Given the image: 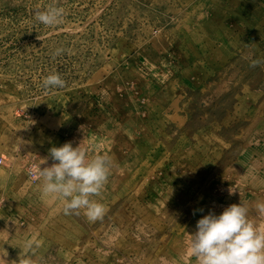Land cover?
<instances>
[{"label":"rangeland","instance_id":"obj_1","mask_svg":"<svg viewBox=\"0 0 264 264\" xmlns=\"http://www.w3.org/2000/svg\"><path fill=\"white\" fill-rule=\"evenodd\" d=\"M68 141L111 157L95 222L27 177ZM2 154L0 264L32 238L34 264H197L209 211L243 201L264 223V0H0Z\"/></svg>","mask_w":264,"mask_h":264},{"label":"clouds","instance_id":"obj_2","mask_svg":"<svg viewBox=\"0 0 264 264\" xmlns=\"http://www.w3.org/2000/svg\"><path fill=\"white\" fill-rule=\"evenodd\" d=\"M64 14L62 7L52 5L34 10L36 20L48 27L61 23ZM64 86L58 73L42 81V87L53 93ZM49 154L54 163L42 167L48 159L44 157L29 170L40 181L41 191L61 199L65 214L82 210L91 222L101 219L107 207L95 197L100 196L110 175L111 157L106 152L89 157L82 142L74 147L72 141L51 147ZM256 210L264 216V203H258ZM196 229L189 234L186 254L195 257L197 264H264V223L250 218L245 202L230 204L219 214L209 211L197 221ZM40 246L36 238L27 240L18 264H34Z\"/></svg>","mask_w":264,"mask_h":264},{"label":"bare ground","instance_id":"obj_3","mask_svg":"<svg viewBox=\"0 0 264 264\" xmlns=\"http://www.w3.org/2000/svg\"><path fill=\"white\" fill-rule=\"evenodd\" d=\"M0 159H1L0 164H3L5 161L8 160L7 157L5 156V154H2L1 157H0ZM35 164H37L36 161L30 160V161H29L28 163H26V165H25V169H26L27 177H28V179H30V181H35V180L37 179V178H35V177H32V178H31V177L29 176V174H28V169H29L31 166L34 167Z\"/></svg>","mask_w":264,"mask_h":264},{"label":"built area","instance_id":"obj_4","mask_svg":"<svg viewBox=\"0 0 264 264\" xmlns=\"http://www.w3.org/2000/svg\"><path fill=\"white\" fill-rule=\"evenodd\" d=\"M0 161H1V159H0ZM31 168H33V166H31V167L28 169V174H29V176L32 178V177H34V176L31 175V174H30V171H29Z\"/></svg>","mask_w":264,"mask_h":264},{"label":"crops","instance_id":"obj_5","mask_svg":"<svg viewBox=\"0 0 264 264\" xmlns=\"http://www.w3.org/2000/svg\"><path fill=\"white\" fill-rule=\"evenodd\" d=\"M17 172H20V171H17V169H16V174H17Z\"/></svg>","mask_w":264,"mask_h":264}]
</instances>
